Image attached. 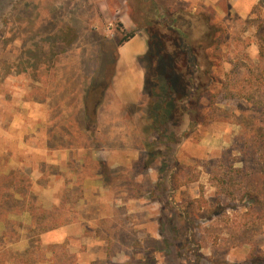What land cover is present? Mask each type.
<instances>
[{
    "label": "rangeland",
    "instance_id": "1",
    "mask_svg": "<svg viewBox=\"0 0 264 264\" xmlns=\"http://www.w3.org/2000/svg\"><path fill=\"white\" fill-rule=\"evenodd\" d=\"M152 4L182 16L190 34L208 22L225 36L220 59L211 57L208 119L170 149L198 180L174 192L161 186L160 159L143 170L132 108L142 101L124 105L111 91L117 42L148 36ZM132 56L119 67L124 90L139 83ZM103 80L86 122V86L99 92ZM258 139L264 0H0V264H243L251 248L264 252V225L215 176L239 168L259 180Z\"/></svg>",
    "mask_w": 264,
    "mask_h": 264
},
{
    "label": "trees",
    "instance_id": "2",
    "mask_svg": "<svg viewBox=\"0 0 264 264\" xmlns=\"http://www.w3.org/2000/svg\"><path fill=\"white\" fill-rule=\"evenodd\" d=\"M183 19L166 8L152 4L151 15L144 20L149 33L147 50L141 58L144 65L142 102L136 107L132 106L137 110V118L141 122L140 133L144 137L143 170L151 168L153 162L160 159L161 166L156 171L159 176L166 177L161 186L172 192L198 180L192 169L172 157L170 149L173 145L180 147L207 121L208 115L203 113L206 107L203 101L213 81L211 57L220 59L221 45L225 41L222 28L206 22L204 29L202 26L192 29V35L183 27L186 23ZM217 32L218 36H214ZM134 35L135 32L124 34L117 46L120 47ZM108 85V81L103 80L98 92L92 81L88 82L83 96L86 122H95ZM95 94H98L97 98ZM216 96H211L208 107H211ZM129 113L131 115L134 111ZM256 146L258 162L261 164L257 173L260 181L251 179L254 173L247 176L239 168L233 173L215 177L224 197L232 199L239 194V199L248 203L246 213H251L256 223L264 225V141L258 139ZM169 162L173 168L166 174V165ZM105 170L109 171L107 168ZM6 198L8 197L5 196L4 199ZM6 206L7 203L1 208L5 210ZM219 210L220 208H216L213 212ZM44 219L48 223L54 221L51 217ZM36 224L39 225V221ZM52 228L55 225L46 224L42 231ZM194 256L201 258L196 253ZM243 264H264V252L251 248Z\"/></svg>",
    "mask_w": 264,
    "mask_h": 264
},
{
    "label": "crops",
    "instance_id": "3",
    "mask_svg": "<svg viewBox=\"0 0 264 264\" xmlns=\"http://www.w3.org/2000/svg\"><path fill=\"white\" fill-rule=\"evenodd\" d=\"M139 39V42L136 44V48L128 52L129 50H126L125 46L130 43L131 41ZM147 50V36L142 31L135 32L134 37H132L129 41L125 42L123 45H121L118 48V57L115 62V72L112 79L111 84V91L115 97L124 105L126 104H139L142 101V90H143V83H144V67L139 62V59L143 57ZM125 55L128 53H133V56L131 57V62L134 67H136V72L138 74L139 83L132 88H129L128 90H124L126 86V77L123 76V74L120 72L119 67L122 62V59ZM132 95L135 96L133 100L126 101L123 96L124 95Z\"/></svg>",
    "mask_w": 264,
    "mask_h": 264
}]
</instances>
